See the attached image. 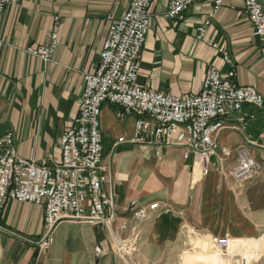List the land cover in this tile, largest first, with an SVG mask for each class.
Segmentation results:
<instances>
[{
	"label": "crops",
	"instance_id": "1",
	"mask_svg": "<svg viewBox=\"0 0 264 264\" xmlns=\"http://www.w3.org/2000/svg\"><path fill=\"white\" fill-rule=\"evenodd\" d=\"M168 1L153 0L150 6V26L140 59L141 83L147 81L153 89L173 95L198 92L206 68L213 65L221 75L234 70L233 85L253 87L264 95V59L242 0H223L211 18L206 37L217 47L196 37L198 26L211 8L210 1L192 4L184 12V19L175 23L161 17ZM260 1L264 7V0ZM129 2L18 0L6 5L0 15V39L3 41L0 51V136L12 131L21 157L58 158V138L77 114L85 74L98 64L108 30V17H120ZM54 16L60 19L59 43L52 60L45 62L25 49L46 42ZM218 48L227 53L231 63L224 60L223 52ZM237 116L235 113L223 118L227 127L219 137L221 144L232 151L231 163L237 149L244 144L245 135L256 138L264 126V111H257L256 118L242 131L237 129ZM134 119L133 114L118 106L102 105L104 163L111 167L116 179L115 190L119 189L123 194V199L116 196L118 204L127 206L134 200L146 203L140 200L161 194L162 197L155 200L163 209L150 214L152 221H165L164 225L168 226L177 216V208L173 207L178 203L188 214L198 213L204 206L203 210L210 213L207 218L213 224H206L202 229L217 227L220 233L215 235L219 236L257 237L260 234L264 228L262 169L258 168L250 178L242 181L231 176L227 180L220 179L218 190L213 192L214 204L204 202L206 197L204 201H194L193 196H199V193L190 190L196 184L183 178L181 182L179 178L171 181L174 185L170 193L154 174L153 167L157 171L170 172L172 177L180 171L184 173L187 158L182 155L183 149L158 145L157 149L154 145L135 149L137 146L129 141L133 136ZM118 137H124L126 141L112 148L111 143ZM252 153L259 162L264 158V151L257 148ZM149 161H153L151 165ZM193 174L198 178L195 172ZM199 181L206 182L204 179ZM120 199L122 201L118 202ZM164 204L173 209L167 215H164ZM217 204L218 211L212 208ZM42 232L41 206L6 198L0 209V264H93L98 243L102 254H105L103 245L110 253L108 237L101 225L65 219L55 226L49 250L35 256L36 246L31 240L41 236ZM165 237L163 244L167 247L172 244V233Z\"/></svg>",
	"mask_w": 264,
	"mask_h": 264
},
{
	"label": "built area",
	"instance_id": "2",
	"mask_svg": "<svg viewBox=\"0 0 264 264\" xmlns=\"http://www.w3.org/2000/svg\"><path fill=\"white\" fill-rule=\"evenodd\" d=\"M18 0H0V15L6 5ZM153 0H130L120 17H108V30L99 52L96 67L84 76L77 114L58 138V158L47 156L35 160L21 157L8 131L0 136V208L6 198L29 202L43 208V232L37 240L40 249H47L53 240V228L62 219L104 222L113 216L116 203L114 185L101 164L103 136L101 129L102 105L118 106L135 116L133 143L180 147L184 156L199 159L203 175L209 171L211 158L222 162L231 150L220 142L226 129L223 121L237 113V129L245 130L264 111V95L253 87L236 86L231 82L234 70L219 74L216 67L206 68L198 92L167 94L139 81L140 59L150 26V6ZM210 1L207 18L197 28V39L213 47L206 37V28L223 0H169L161 17L175 23L184 19V12L194 3ZM245 13L252 25V33L260 43L264 59V7L260 0H242ZM60 19L54 16L45 43L26 47L25 51L45 62L51 61L59 38ZM3 41L0 39V51ZM223 58L231 63L222 48ZM232 66V64H231ZM248 107V110H244ZM123 141V138H118ZM264 151V126L260 135H245V142L236 151L233 176L248 179L262 166L252 150ZM159 207L157 201L130 203V217L135 222L148 219ZM126 225L124 221L121 226ZM214 240L228 248L225 237ZM129 246H127V249ZM98 250V248H97Z\"/></svg>",
	"mask_w": 264,
	"mask_h": 264
},
{
	"label": "rangeland",
	"instance_id": "3",
	"mask_svg": "<svg viewBox=\"0 0 264 264\" xmlns=\"http://www.w3.org/2000/svg\"><path fill=\"white\" fill-rule=\"evenodd\" d=\"M129 114L133 113L129 112ZM102 136L103 155L101 164L104 168H106V172L110 177L111 183L112 185H114V199L116 207L113 216L111 217L110 214V218L105 219L104 222L95 223L92 221H85L101 225L105 229L106 235L108 237L109 250L111 253L108 254L106 245H103V248H105V254H102V247L100 243H98L94 249L93 264H264V228L261 229V232L257 237H233L230 235H215L220 233L217 227H211L210 229L207 228V230L202 229L206 226V224H213V222H211L207 218L210 213L205 211V209L203 210L204 206H201V208H199L198 213L188 214L185 209L180 208V205L182 204H175V207L171 205L173 208H177V216L172 218V221H170L168 226L164 225L165 221H152L151 215H149L148 219L144 220L143 222H135L134 220H132L130 217V214L133 210L132 208H130V203L132 201L127 203V206L117 203L116 196L119 195L120 198H122L123 194H120L119 189L115 190L117 184L114 181L115 177H113L111 167L104 163L105 138L103 132ZM118 138H116L111 143L112 148H114L119 143L126 141L124 137H121L123 138V141L119 142ZM131 138L129 139L130 142H132ZM133 144L137 146L135 149L139 150L146 149V147H150L151 145H154V148L157 147V144L152 143ZM231 154L232 151L229 156L222 159V162H220L217 158H211L209 163V171L206 175H203L202 173V169L198 163V157H196V162H194L192 155H189L188 157L184 156V150L182 155L184 158H187L185 162L186 167H183L184 173L180 171L179 175H177L176 177H172L170 172L165 173L157 171L155 167H153V170L158 180L163 183L164 188L168 189L170 193L173 192L172 187L174 185V183L172 184L171 181L174 178H179V181L181 182V178H183V180L186 179L188 183L189 181H191L193 184H196L194 188H190V191H196V193H199V196H193L194 201H204V198L206 197V200L204 202L207 201L211 202V204H214L216 202L213 196V192L218 190L217 186L220 184V179L227 180L229 176H231L237 181H242V179L238 180L233 176V168L236 164V158L234 162L231 163V160H229ZM127 156H129L128 153ZM189 159H191V162L188 161ZM152 162L153 161H149V165H151ZM260 169H262L264 173V168L262 166H260ZM194 172L197 173L198 178H195L193 176ZM155 175L152 176V180L154 179ZM169 175L172 178H169ZM200 179H204V181L206 180V182L202 183L199 181ZM145 181H149V179ZM156 197H162V195L160 194L159 196H157L154 194L145 200H140L141 202L145 201L146 203H139L138 201L136 202L139 204H147L157 201L155 200ZM122 199H120V201L118 202H121ZM157 202L159 204V207L151 213L158 212L159 209H163L159 201ZM165 202L167 201L165 200ZM165 206L166 207L164 208V215H167L173 209L170 208L169 204H166ZM212 208L217 211L219 210L218 204ZM71 220L83 222L77 219ZM60 221H58L55 226ZM124 221L126 222V225L121 226ZM213 232L215 233L213 234ZM102 233L104 234V232ZM168 233H172V244L165 247L163 243L166 238L165 236H168ZM215 237L227 238L228 248L221 247L216 242V240H214ZM39 238L40 236L35 240H31L36 246L35 256H37L39 252H45L49 250L51 246L50 245L47 249H40L36 243ZM127 246H129L128 249Z\"/></svg>",
	"mask_w": 264,
	"mask_h": 264
},
{
	"label": "bare ground",
	"instance_id": "4",
	"mask_svg": "<svg viewBox=\"0 0 264 264\" xmlns=\"http://www.w3.org/2000/svg\"><path fill=\"white\" fill-rule=\"evenodd\" d=\"M261 161V160H260ZM196 173V172H195ZM197 174V173H196ZM111 222V221H110ZM124 242V241H123Z\"/></svg>",
	"mask_w": 264,
	"mask_h": 264
},
{
	"label": "trees",
	"instance_id": "5",
	"mask_svg": "<svg viewBox=\"0 0 264 264\" xmlns=\"http://www.w3.org/2000/svg\"><path fill=\"white\" fill-rule=\"evenodd\" d=\"M115 106V105H114Z\"/></svg>",
	"mask_w": 264,
	"mask_h": 264
}]
</instances>
